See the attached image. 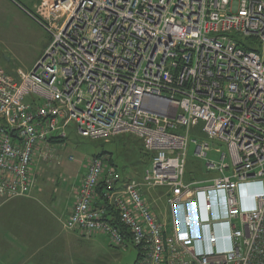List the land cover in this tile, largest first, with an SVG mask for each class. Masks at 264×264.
I'll use <instances>...</instances> for the list:
<instances>
[{
  "label": "built area",
  "instance_id": "2783aa9c",
  "mask_svg": "<svg viewBox=\"0 0 264 264\" xmlns=\"http://www.w3.org/2000/svg\"><path fill=\"white\" fill-rule=\"evenodd\" d=\"M47 3L46 19L27 11L52 37L43 56L15 74L0 64V195L30 196L39 161L61 144L50 139L72 127L93 140L133 135L150 154L143 179L92 157L64 229L134 246V264H264V52L246 41L264 45V0ZM200 124L205 139L192 140ZM191 143L220 176L186 181ZM245 185L256 189L250 208L239 202ZM152 190L170 207L172 232Z\"/></svg>",
  "mask_w": 264,
  "mask_h": 264
},
{
  "label": "crops",
  "instance_id": "0c3cea01",
  "mask_svg": "<svg viewBox=\"0 0 264 264\" xmlns=\"http://www.w3.org/2000/svg\"><path fill=\"white\" fill-rule=\"evenodd\" d=\"M0 1L3 2L1 3V8L5 6L3 11L7 8L8 12L15 10L18 13L27 14V9L29 13H33L43 19L47 17L46 5L49 0H27L33 10L27 8L20 0H15L16 2L13 0ZM4 15L3 13V17L1 16L3 22L10 20L7 15H5L6 18ZM64 19L65 17L60 15L57 25L61 26ZM46 34L47 40L44 46L38 51L26 70L24 69L25 71H29L34 67L49 46L52 37L47 32ZM8 72L12 73L13 71L9 70ZM122 135L126 134L116 137H121ZM202 139H205V135L202 136ZM126 140L133 144L130 138L126 137ZM124 141L120 142L123 144ZM141 143L144 150V144L142 141ZM125 148L127 149V147ZM41 162L39 161L38 165L37 186L30 196L6 198L0 195V264H76L75 250L77 245H79L78 243L81 242L80 238H85L81 237L77 232L64 229L61 224L62 219L67 218L71 211L74 195L73 187L80 181L83 174L79 173L77 180L67 190L64 189L63 185L56 186L58 184L57 177L49 176L52 173L54 175L58 174L61 169L55 170V165L45 166ZM57 164L60 165L61 163L57 161ZM187 169L186 181L189 183L205 182L211 179L208 176L202 177L209 172L204 167L196 168L195 165L191 166L190 157H188ZM43 172L44 176H42ZM201 172H204V174H201ZM63 175L66 176L64 172ZM47 185L56 187L49 192ZM255 190L252 185H245L239 189L238 196L241 207L250 208L254 205L252 194ZM161 194V190H152L148 193V198L157 215L166 223L167 231L172 232V213L166 199L165 201L163 200L166 206L163 207L165 212L162 211V213L159 212L160 206H158L159 203L155 199ZM161 200L159 199V201ZM163 201L161 202L163 203ZM53 207L63 210V214H59ZM185 211L191 215L190 204L185 205ZM158 213H161V215ZM178 217H181V213H179ZM220 246L227 247V241L222 239Z\"/></svg>",
  "mask_w": 264,
  "mask_h": 264
},
{
  "label": "rangeland",
  "instance_id": "374dc122",
  "mask_svg": "<svg viewBox=\"0 0 264 264\" xmlns=\"http://www.w3.org/2000/svg\"><path fill=\"white\" fill-rule=\"evenodd\" d=\"M20 2L30 10H33L31 4L27 0H20ZM1 3L3 2L0 1V64L5 70H12V74H15L14 71H17L19 68L26 70L35 55L44 46L47 40V34L28 13L21 14L15 10L8 12L7 8L3 11L5 6L1 8ZM26 11L29 10L26 9ZM3 13L7 15L10 20L3 22L1 19ZM246 41L257 47L259 51L264 52V45L256 38H248ZM30 99H34V96H30ZM203 135L202 124L191 131L192 140L202 139ZM126 137L130 138L133 144L127 141ZM123 140L125 141L122 144L120 141ZM141 144L138 138L128 134L122 135L121 137H114L109 141L93 140L80 136L77 134L75 128L72 127L68 131V138L65 142L55 146L54 150H52L53 158L51 161L43 163L45 166L55 165V170L61 169L58 174L54 175V173H52L49 174V176L57 177L58 184L56 186L59 187L63 185L64 189L67 190L70 189V185L77 180L78 176L85 172L91 158L99 153L103 154L102 158L104 159L112 158L116 165V169L123 174L124 177L128 175L129 177L142 180L146 170L151 167V161L147 155H144L146 151L142 149ZM211 145L219 147L222 151L226 152L228 156V149L225 143L211 141ZM190 146L189 154L191 155H189V157L191 166L195 165L196 168L204 167V169L207 170L206 158L197 157L195 154L196 146L193 143H191ZM125 147H127V149ZM103 151H109L111 154H104ZM207 158L216 162L220 160V156L216 151H210ZM57 161L61 164L58 165ZM227 162H229V158H227ZM63 172L66 176L63 175ZM230 173H232V170L226 169V174ZM201 174H204V172H201ZM42 176H44V172ZM207 176L217 177L220 176V173L218 171H211L202 177ZM56 186L52 185L51 187V185H47V190L50 192L51 189L53 190ZM160 197L162 199L161 201H165L163 195ZM155 199L159 203L158 206H160L159 212H165L163 208L166 206L164 201L162 203L159 199ZM53 208L55 209V207ZM55 210L59 212V214H63V210ZM161 213L158 214L161 215ZM61 226L63 225L61 224ZM80 240L81 242L78 243L79 245H77L75 250L76 264H134L140 254V249L134 246L123 249L112 245L108 239L101 234L94 235L93 238L90 239L80 238Z\"/></svg>",
  "mask_w": 264,
  "mask_h": 264
},
{
  "label": "trees",
  "instance_id": "16d2710c",
  "mask_svg": "<svg viewBox=\"0 0 264 264\" xmlns=\"http://www.w3.org/2000/svg\"><path fill=\"white\" fill-rule=\"evenodd\" d=\"M32 14H33V13H32ZM244 47H245V45H244ZM65 140H66V139H63V138H60V137L55 136V137H52V138L50 139V142L53 143V144H58V143H64ZM103 152H104V154H105V153L111 154L109 151H103ZM102 155H103L102 153H99V154H96L95 156L102 157ZM144 155H147L148 158H150V154H149V153L145 152ZM110 162H111V164H114V162H113L112 159L110 160ZM114 165H115V164H114ZM103 189H104V183L102 182V183L99 185V187H98V191H99V193L102 192ZM110 221H111L113 224H118V223H120V221H119L118 218H116V217L113 218V219H110Z\"/></svg>",
  "mask_w": 264,
  "mask_h": 264
},
{
  "label": "bare ground",
  "instance_id": "6f19581e",
  "mask_svg": "<svg viewBox=\"0 0 264 264\" xmlns=\"http://www.w3.org/2000/svg\"><path fill=\"white\" fill-rule=\"evenodd\" d=\"M16 2V1H15ZM20 5V4H19Z\"/></svg>",
  "mask_w": 264,
  "mask_h": 264
}]
</instances>
